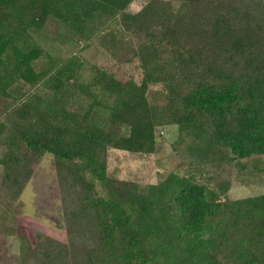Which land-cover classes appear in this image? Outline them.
I'll use <instances>...</instances> for the list:
<instances>
[{"label": "trees", "instance_id": "obj_1", "mask_svg": "<svg viewBox=\"0 0 264 264\" xmlns=\"http://www.w3.org/2000/svg\"><path fill=\"white\" fill-rule=\"evenodd\" d=\"M131 1L0 0L2 189L15 200L30 179L33 160L18 154L53 155L66 224V241L42 235L32 247L21 239L19 263L264 264V193L227 199L228 183L172 170L143 192L108 178L105 160L109 146L151 152L155 128L172 124L190 132L200 167L217 150L231 159L264 156V0H181L176 8L148 0L134 13L125 11ZM47 21L68 28L70 42L111 26L142 35L134 50L141 81L97 67L81 80L76 57L57 63L34 41ZM40 81L53 91L46 101L31 95L9 106L15 83ZM156 82L162 103L147 96ZM65 95L87 108L66 110ZM98 104L110 127L128 132L97 125L90 115Z\"/></svg>", "mask_w": 264, "mask_h": 264}, {"label": "rangeland", "instance_id": "obj_2", "mask_svg": "<svg viewBox=\"0 0 264 264\" xmlns=\"http://www.w3.org/2000/svg\"><path fill=\"white\" fill-rule=\"evenodd\" d=\"M147 1L133 0L125 11L134 13ZM169 1L176 8L181 0ZM61 32L62 35L59 36ZM70 34L68 28L62 27L61 23L50 21L46 22L44 28L32 32L34 41L39 43L43 47V52L53 57L57 63L76 57L82 63L77 71L82 76L81 80L87 81L92 69L97 67L111 73L122 82L141 81L142 68L134 50L137 43L142 40V35L136 36L127 31L120 33L114 31L113 26L98 29L95 34L88 36L87 40L78 42L68 41ZM73 37L74 40L77 39L75 35ZM164 55L168 54L162 52L161 56ZM43 57L47 63L48 58ZM38 65V70L45 67L43 62H39ZM20 85L19 83L13 85L17 95L13 94L15 101L9 98L7 101L9 106L12 102L13 106L23 105L31 95L42 96V100L46 101L47 94L53 92L51 88L44 87L41 81L30 87L26 85L19 88ZM163 88L159 82L148 84L149 101L162 103L165 92ZM1 97L0 107H8L1 101L3 100ZM58 97L66 110L79 111L87 108L85 106L87 102L83 104L82 109L80 108L83 100L80 101L79 97L69 95H65V98ZM98 105L91 110L90 115L93 117L95 112L97 125L121 134L128 132L123 125L116 126L117 128L110 127V124L105 122L107 111L98 110L102 108L100 104ZM189 133V131L179 133L177 126L173 124L156 127L154 149L151 152H135L109 146L105 151L107 177L116 181L133 182L140 191L148 192L153 183H158L172 170L181 175H192L198 182L207 181V178L212 177L210 181L208 179L210 185L228 183L224 195L227 199L264 193V156L231 159L230 156L227 157L228 153L217 150L210 163L200 167L201 164H194L190 157L189 147L192 145V139ZM18 155L33 160L32 173L18 197L11 200L2 189L4 187L2 181L5 182V179L1 175L3 168H0V264H20L21 239L27 240L32 247L42 235L66 241V224L62 209L64 197L61 183L57 178V161L49 153L37 155L26 151L24 155L23 153Z\"/></svg>", "mask_w": 264, "mask_h": 264}]
</instances>
